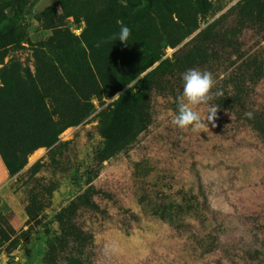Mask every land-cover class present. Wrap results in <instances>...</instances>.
I'll use <instances>...</instances> for the list:
<instances>
[{
  "label": "rangeland",
  "instance_id": "374dc122",
  "mask_svg": "<svg viewBox=\"0 0 264 264\" xmlns=\"http://www.w3.org/2000/svg\"><path fill=\"white\" fill-rule=\"evenodd\" d=\"M33 1L2 3L3 11ZM129 1L57 0L0 48V135L17 156L8 155L11 174L0 154V264H264V142L215 102V68L227 56L201 59L195 50L212 53L204 30L220 18V33L238 27V44L222 49L264 55V0L248 2L263 3L255 22L249 14L239 21L243 0H155L140 15L147 47L159 56L140 74L153 76L150 116L102 162L90 182L94 203L80 196L87 177L75 182L74 170L86 165L121 91L129 44L108 38ZM188 69L215 81L212 99L193 106L202 123L195 131L172 123ZM254 80L252 102L263 105L264 76Z\"/></svg>",
  "mask_w": 264,
  "mask_h": 264
},
{
  "label": "trees",
  "instance_id": "16d2710c",
  "mask_svg": "<svg viewBox=\"0 0 264 264\" xmlns=\"http://www.w3.org/2000/svg\"><path fill=\"white\" fill-rule=\"evenodd\" d=\"M14 0H0V48L11 45L19 41L22 36V22L28 16H36L46 13L51 9L56 2L47 7L43 11L30 13V8L37 3L38 0L32 2V6L28 8H19L11 15H6L3 11L4 4H11ZM244 3L240 5L239 21L246 19L249 14L252 22L260 21L263 17L260 16L263 3L251 4L249 0H243ZM155 0H130L129 7L127 8V15L124 24L130 27L131 36L128 41L129 47L121 54V77H120V93L113 101V107L100 128L99 136L88 145L86 151V165L81 168H75L74 181H78L81 177L86 178V187L82 188L81 197L86 199L89 204L94 203V196L98 195V190L94 185L90 184L93 178L97 175L99 168L103 161L114 155L123 144L134 135L138 128L144 126L148 122L150 116L147 112V93L153 86V76L151 71L145 74H140L152 63L159 59V56L154 55L152 50L147 47L145 41L146 29L139 25V17L144 12L150 10L151 5ZM257 2V1H256ZM220 18L209 23L204 30V33L210 34L209 42L212 43V53L205 47L204 49L196 48L200 52V58L203 59L207 55L211 58L219 59V54L227 56V64L220 63L215 68L216 79L219 84L216 93L215 102L218 108H223L233 117L238 126H246L251 130L257 138L264 142V104L256 106L252 102V93L257 87L256 77L264 76V58L262 54L256 52L249 53L248 51H241L240 48L227 52L222 49L220 44H224L228 48L235 43L238 44L236 39V31L238 27L229 31L225 29L222 33L218 29ZM207 38V36H206ZM241 41V40H240ZM143 49L142 52L140 50ZM213 55V56H212ZM147 60V64L141 69L136 68L137 62ZM166 60H162L158 65L164 64ZM253 66V69L244 68L245 66ZM222 66V67H221ZM244 68V69H243ZM252 69V70H251ZM251 70V71H250ZM134 81V82H133ZM133 82V83H132ZM222 84L220 85V83ZM247 112H252V119H248L245 115ZM13 145H5L3 137L0 135V154L5 162L8 161V155L14 156ZM37 145H28L24 149L25 152L33 150ZM17 159V156L15 157ZM17 168L21 167L24 162H17ZM9 173H14V167L9 164ZM45 238H50L52 231L49 224L43 228Z\"/></svg>",
  "mask_w": 264,
  "mask_h": 264
},
{
  "label": "clouds",
  "instance_id": "9594fccd",
  "mask_svg": "<svg viewBox=\"0 0 264 264\" xmlns=\"http://www.w3.org/2000/svg\"><path fill=\"white\" fill-rule=\"evenodd\" d=\"M131 36V29L123 22L119 23V31L109 36L111 41H120L127 44ZM214 79L208 71L188 69L183 74V88L177 97L178 105L172 123L180 128L191 126L195 131L202 127L200 114L194 110L193 106L207 104L212 99L211 89L214 87ZM221 93H216L220 95ZM217 112L216 107L208 109L207 119L213 120ZM248 119H252L253 113H245Z\"/></svg>",
  "mask_w": 264,
  "mask_h": 264
},
{
  "label": "water",
  "instance_id": "95a60500",
  "mask_svg": "<svg viewBox=\"0 0 264 264\" xmlns=\"http://www.w3.org/2000/svg\"><path fill=\"white\" fill-rule=\"evenodd\" d=\"M57 0H39L36 6L34 7L35 12H41L47 7L51 6Z\"/></svg>",
  "mask_w": 264,
  "mask_h": 264
},
{
  "label": "flooded vegetation",
  "instance_id": "af4514ba",
  "mask_svg": "<svg viewBox=\"0 0 264 264\" xmlns=\"http://www.w3.org/2000/svg\"><path fill=\"white\" fill-rule=\"evenodd\" d=\"M38 1H39V0H38ZM38 1H37V3H38ZM37 3H36V4H37ZM36 4H35V6H36ZM35 6H34V7H35Z\"/></svg>",
  "mask_w": 264,
  "mask_h": 264
}]
</instances>
